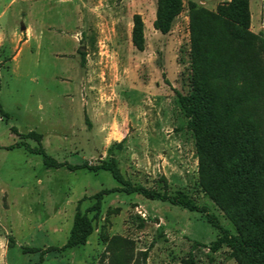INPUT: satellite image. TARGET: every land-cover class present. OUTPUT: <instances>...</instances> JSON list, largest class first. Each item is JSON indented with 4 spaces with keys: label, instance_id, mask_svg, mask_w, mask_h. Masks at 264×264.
Here are the masks:
<instances>
[{
    "label": "rangeland",
    "instance_id": "rangeland-1",
    "mask_svg": "<svg viewBox=\"0 0 264 264\" xmlns=\"http://www.w3.org/2000/svg\"><path fill=\"white\" fill-rule=\"evenodd\" d=\"M206 1L214 9L228 0ZM153 7L148 3L147 20ZM138 9L124 0H16L0 21L7 33L33 28L28 42L5 41L0 49V236L8 242L6 264H101L102 234L134 240L140 264H181L190 253L198 264H237L226 246L210 251L221 234L204 213L124 192L105 196L85 246L53 250L67 243L80 201L87 211L95 194L121 187L109 171L68 166L95 167L111 159L134 185L184 191L237 233L199 186L195 138L178 101V93L190 90L187 11L167 35L149 25L141 52L131 32ZM31 132L43 136L42 147L64 167L47 168L41 155L17 146L39 147L25 137Z\"/></svg>",
    "mask_w": 264,
    "mask_h": 264
},
{
    "label": "trees",
    "instance_id": "trees-1",
    "mask_svg": "<svg viewBox=\"0 0 264 264\" xmlns=\"http://www.w3.org/2000/svg\"><path fill=\"white\" fill-rule=\"evenodd\" d=\"M185 11L189 19L190 90L178 93V101L195 138L199 186L237 233L228 231L217 216L184 191L170 194L134 185L111 159L95 167L68 166L72 170L109 171L121 187L95 194V203L87 211L81 209L80 201L67 243L53 250L85 246L95 232L105 196L124 192L204 213L221 234L210 246L211 252L226 246L237 264H264V35L251 30L250 0H228L215 10L193 1L157 0L154 29L163 35L171 33ZM145 30L143 17L134 15L132 43L141 52L146 47ZM25 137L35 138L39 147L26 143H18V147L41 155L47 168L65 166L47 154L41 134L31 132ZM90 213L95 214L90 217ZM102 240L106 250L101 264H140L134 240L106 234ZM141 255L146 261L148 252ZM181 264L198 262L190 253Z\"/></svg>",
    "mask_w": 264,
    "mask_h": 264
},
{
    "label": "crops",
    "instance_id": "crops-1",
    "mask_svg": "<svg viewBox=\"0 0 264 264\" xmlns=\"http://www.w3.org/2000/svg\"><path fill=\"white\" fill-rule=\"evenodd\" d=\"M199 4H202L206 7V0H189ZM128 7L131 5H137L139 9L132 14V24L133 17L136 14H139L143 17V20L146 25V29L151 25L154 29V22L156 20L157 14V0H124ZM152 2L154 7L150 11L149 20L146 19V10L148 9V3ZM16 3V0H0V21L6 16L7 12L11 9L12 5ZM87 3L83 5V10L85 11ZM217 8V5L215 6ZM214 8V9H215ZM210 9V10H214ZM250 10H251V30L255 34L262 33L264 35V0H250ZM188 18V17H187ZM83 20L86 21V13L83 14ZM133 29V25H132ZM155 30V29H154ZM132 32V30H131ZM156 33H159L155 30ZM33 35V28L30 25L23 26L21 31L17 29L12 30L10 33H7L5 26L0 23V49H2L5 41L18 42L19 44H24L28 42L29 37ZM8 242L6 237L0 236V264H6V257L8 253Z\"/></svg>",
    "mask_w": 264,
    "mask_h": 264
},
{
    "label": "flooded vegetation",
    "instance_id": "flooded-vegetation-1",
    "mask_svg": "<svg viewBox=\"0 0 264 264\" xmlns=\"http://www.w3.org/2000/svg\"><path fill=\"white\" fill-rule=\"evenodd\" d=\"M83 50H84L83 48H80V49H79V52H80L81 54H84V53H83Z\"/></svg>",
    "mask_w": 264,
    "mask_h": 264
}]
</instances>
